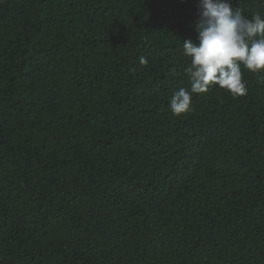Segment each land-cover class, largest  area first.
Returning a JSON list of instances; mask_svg holds the SVG:
<instances>
[{
	"label": "trees",
	"instance_id": "obj_1",
	"mask_svg": "<svg viewBox=\"0 0 264 264\" xmlns=\"http://www.w3.org/2000/svg\"><path fill=\"white\" fill-rule=\"evenodd\" d=\"M198 3L0 0V264H264V74L168 107Z\"/></svg>",
	"mask_w": 264,
	"mask_h": 264
},
{
	"label": "clouds",
	"instance_id": "obj_2",
	"mask_svg": "<svg viewBox=\"0 0 264 264\" xmlns=\"http://www.w3.org/2000/svg\"><path fill=\"white\" fill-rule=\"evenodd\" d=\"M198 17L197 39H183L182 45V54L191 61L185 68L190 86L169 99L168 107L176 115L188 111L193 95L206 92L210 85L233 96L245 95L242 68L264 74V15L245 16L233 0H199ZM139 62L145 65L147 59L140 57Z\"/></svg>",
	"mask_w": 264,
	"mask_h": 264
}]
</instances>
